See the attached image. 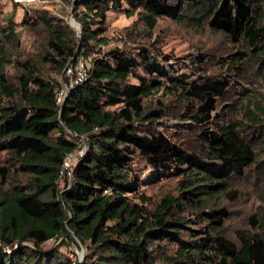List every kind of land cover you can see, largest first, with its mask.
<instances>
[{
  "label": "trees",
  "instance_id": "16d2710c",
  "mask_svg": "<svg viewBox=\"0 0 264 264\" xmlns=\"http://www.w3.org/2000/svg\"><path fill=\"white\" fill-rule=\"evenodd\" d=\"M66 2L80 37L45 12L25 10L21 22L47 30L43 59L59 72L73 60L82 65L73 84L44 76L29 59L18 62L22 71L12 80L5 67L17 33L10 15L0 20V153L13 161L0 164V264H74L73 252L59 249L68 240L80 248L73 235L85 248L82 264H264V209L248 216L251 230L237 231L235 243L223 232L230 211L222 205L238 197L229 179L257 161L254 141L264 146V75L262 89L219 121L217 98L230 79L173 74L166 56L143 45L95 53L108 41L109 11L140 13L150 30L160 18L208 27L254 52L264 45V0ZM247 54L239 49L230 59L241 63ZM168 88L187 100L186 118L201 128L199 152L157 131L163 112L151 100ZM80 141L70 179L61 167ZM165 178L176 180L175 193L154 204L143 188ZM52 240L59 245L46 246Z\"/></svg>",
  "mask_w": 264,
  "mask_h": 264
},
{
  "label": "rangeland",
  "instance_id": "374dc122",
  "mask_svg": "<svg viewBox=\"0 0 264 264\" xmlns=\"http://www.w3.org/2000/svg\"><path fill=\"white\" fill-rule=\"evenodd\" d=\"M0 3L2 8L0 20L5 21L4 17L10 15L17 33V40L8 46L10 57L5 67L12 80L16 79L22 71L18 62L28 59L46 77L61 80L65 75L71 81L82 73V65L75 64L74 60L68 63L64 73L59 72L53 63L44 61L43 55L46 52L49 38L47 30L42 25L33 28L21 22L25 10L35 14L45 12L48 16L63 18L67 26L77 34L74 21L69 18L72 12L71 3L66 0H0ZM262 17L264 26V13ZM103 35L108 41L96 45L95 53L100 50L108 51L114 47L131 50L143 45L160 58L163 55L166 56L168 60L166 66L170 67L173 74H190L197 80H205V78L230 79V86L225 94L221 98H217L213 119L225 121L228 117L232 118L233 114L229 113V109L239 107L245 94L256 88L262 89L264 45L260 46V50L252 52L241 44L231 43L221 32L208 27L194 28L170 18L158 19L155 27L150 30L145 25L140 13L128 16L123 11L107 13ZM239 49L248 53L247 58L241 63L233 62L230 56ZM165 91V95L162 94V90L156 95L160 100H156V97L151 100L153 106L161 107L163 112L156 123L157 131L182 148L199 152L198 133L201 128L190 123L186 118L188 115L187 100L174 93L175 90L172 88ZM254 145L258 155L257 161L245 170L242 177L233 176L229 179L232 188L237 190L238 197L233 201L224 200L222 202V205L230 211L229 218L224 222L223 232L235 243H238L237 231L251 230L248 216L264 209V146L257 148L255 141ZM6 158V154L0 153V164L7 165L13 162H4ZM136 165L137 169L144 171V178L150 176L149 171L145 169L144 161H140ZM18 176L19 174L16 173L13 177ZM175 187L176 180L174 178H165L156 184L145 186L143 192L150 197L152 203L156 204L163 197L174 194ZM51 245L58 246L59 241L52 240L46 243V246ZM59 249L63 254L69 256H71L69 251H72L74 259L77 253L81 252V249L69 245H61Z\"/></svg>",
  "mask_w": 264,
  "mask_h": 264
},
{
  "label": "built area",
  "instance_id": "2783aa9c",
  "mask_svg": "<svg viewBox=\"0 0 264 264\" xmlns=\"http://www.w3.org/2000/svg\"><path fill=\"white\" fill-rule=\"evenodd\" d=\"M68 71H70V69H68ZM81 71H82V73H80L78 75V77H76L75 79L70 81L71 84L78 82V80H80L82 78V76L84 74V70L82 69ZM66 91H67V86L63 85L62 88L57 93V102L58 103H60L62 101L63 97L66 94ZM81 146H82V148H80L79 151L65 155V158H64V161H63V164L61 167V171H60L61 174L65 173L69 177L72 175V169H73L74 162L77 159V157H79L83 154V151H84L83 141H80V143H79V147H81Z\"/></svg>",
  "mask_w": 264,
  "mask_h": 264
},
{
  "label": "water",
  "instance_id": "95a60500",
  "mask_svg": "<svg viewBox=\"0 0 264 264\" xmlns=\"http://www.w3.org/2000/svg\"><path fill=\"white\" fill-rule=\"evenodd\" d=\"M71 7H72V4H71ZM69 18L73 19L74 20V24H75V28L77 29V35L78 37H80V32H81V29H80V25L78 22L75 21V19L73 18V15H72V12L70 13V16ZM72 25V24H71ZM70 179H71V176H70ZM70 182V181H69ZM72 234V232H70ZM73 235V234H72ZM75 241L78 243L79 245V249H81V252L80 254L77 253V256L75 257L74 259V264H82L83 262V259H84V256H85V248L80 244V241L73 235ZM68 243H69V246L71 247H77L72 241L68 240ZM21 245V244H19Z\"/></svg>",
  "mask_w": 264,
  "mask_h": 264
},
{
  "label": "bare ground",
  "instance_id": "6f19581e",
  "mask_svg": "<svg viewBox=\"0 0 264 264\" xmlns=\"http://www.w3.org/2000/svg\"><path fill=\"white\" fill-rule=\"evenodd\" d=\"M17 1H21V0H17ZM70 20L74 21L72 18H71ZM72 25H73V24H72Z\"/></svg>",
  "mask_w": 264,
  "mask_h": 264
}]
</instances>
